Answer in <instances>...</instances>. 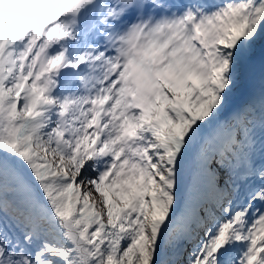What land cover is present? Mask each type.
Here are the masks:
<instances>
[{
    "label": "snow or ice",
    "instance_id": "snow-or-ice-1",
    "mask_svg": "<svg viewBox=\"0 0 264 264\" xmlns=\"http://www.w3.org/2000/svg\"><path fill=\"white\" fill-rule=\"evenodd\" d=\"M0 264H264V0H0Z\"/></svg>",
    "mask_w": 264,
    "mask_h": 264
}]
</instances>
